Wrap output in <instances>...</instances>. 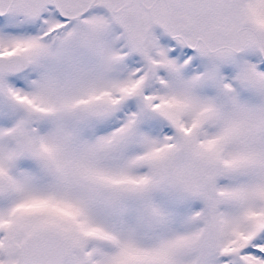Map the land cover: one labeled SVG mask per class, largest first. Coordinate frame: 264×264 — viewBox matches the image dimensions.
Wrapping results in <instances>:
<instances>
[{
  "label": "snow or ice",
  "instance_id": "6c2138e0",
  "mask_svg": "<svg viewBox=\"0 0 264 264\" xmlns=\"http://www.w3.org/2000/svg\"><path fill=\"white\" fill-rule=\"evenodd\" d=\"M0 264H264V0H0Z\"/></svg>",
  "mask_w": 264,
  "mask_h": 264
}]
</instances>
